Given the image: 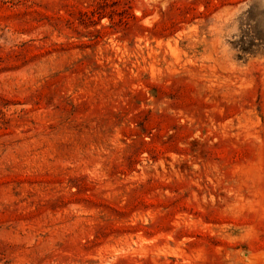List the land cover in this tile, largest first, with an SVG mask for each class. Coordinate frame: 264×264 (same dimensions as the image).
Returning a JSON list of instances; mask_svg holds the SVG:
<instances>
[{
  "label": "rangeland",
  "instance_id": "1",
  "mask_svg": "<svg viewBox=\"0 0 264 264\" xmlns=\"http://www.w3.org/2000/svg\"><path fill=\"white\" fill-rule=\"evenodd\" d=\"M0 264H264V0H0Z\"/></svg>",
  "mask_w": 264,
  "mask_h": 264
}]
</instances>
